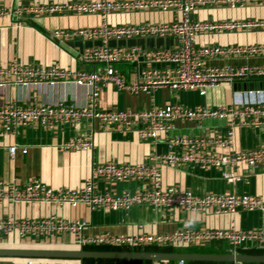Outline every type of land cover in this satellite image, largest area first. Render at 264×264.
<instances>
[{"label": "crops", "instance_id": "0c3cea01", "mask_svg": "<svg viewBox=\"0 0 264 264\" xmlns=\"http://www.w3.org/2000/svg\"><path fill=\"white\" fill-rule=\"evenodd\" d=\"M72 1L95 0H0V7L10 10L0 15V62L13 59L36 65L59 64L71 70L94 69L101 71L104 64H88L79 61V56L88 47L100 43L99 39L88 40L79 36H54L55 30H75L82 27L98 26L103 19L97 14H32L11 12L18 7L32 4L68 3ZM176 10H133L114 12L104 20L109 25L165 23L179 19ZM193 21L222 22L264 19V2H249L243 7L231 8L226 4H206L198 6L191 14ZM264 44V28H242L222 30L215 33H202L197 45H246ZM111 46L123 48L138 46L142 49L172 48L177 44L174 36L110 39ZM242 58H217L207 61L208 65H242ZM250 64H264L263 57L248 60ZM156 63L152 66L160 67ZM124 75L127 83L143 81V73L150 65L140 56L137 60L113 63ZM264 86V84H262ZM249 87L248 84H221L206 88L203 96L195 90L173 89L159 85L145 91L119 90L113 84L104 86L99 93L98 109L144 110L161 107L167 103L185 106L198 104L219 105L228 103L235 89ZM90 86L74 81L36 86L10 85L0 89V99L16 98L28 101L36 98L41 103L68 101L77 106L86 102ZM227 125L223 119L204 118L201 121H173V128L160 133V141L152 138L141 139L136 127L127 129L105 128L98 122L81 119L79 122L59 125L46 130L38 125L19 127L10 135L0 136V179L23 184L31 178H38L53 188H77L87 178L93 166L100 162L154 163V157L168 152L180 154L182 145H168L172 137H223ZM88 136L92 146L83 150L68 149L64 146L70 138ZM16 146L14 154L9 152ZM264 147V125L239 126L235 130L234 143L230 148L208 147L199 149L217 154L231 150H250ZM22 148L26 152H22ZM162 185H171L179 190H191L194 194L235 193L256 195L264 199V169L249 171L244 165H224L220 168H202L193 162L183 165L158 164ZM223 171H233L239 179L228 182L222 177ZM142 182L127 180L98 183L99 191L112 193L132 192L141 187ZM149 185V184H148ZM56 214L68 220L81 219L87 222L85 236L102 234L135 235L141 233H170L183 227L195 230L226 229L235 226L239 229L261 227V214L258 211L238 210L235 213L214 214L212 212L188 211L182 208H154L132 206L129 210H98L87 205H56L49 203L0 202V220L10 217L39 218ZM77 236L66 232L52 239H19L16 234L0 230V249H55V250H153L171 252H233L225 240L200 241L193 245L173 246H78ZM236 253L264 254V245L246 243L235 249ZM255 251V252H254ZM165 261L129 262L114 259H78L53 257L0 256V264H165ZM174 264V262H169ZM185 264H235L233 262L187 261ZM259 264V263H240Z\"/></svg>", "mask_w": 264, "mask_h": 264}, {"label": "built area", "instance_id": "2783aa9c", "mask_svg": "<svg viewBox=\"0 0 264 264\" xmlns=\"http://www.w3.org/2000/svg\"><path fill=\"white\" fill-rule=\"evenodd\" d=\"M264 0H95L72 1L68 3L32 4L18 7L11 12L32 14H97L103 22L98 26L82 27L75 30H55L54 36H79L88 40L99 39L100 43L86 48L79 56L82 63L104 64V69H81L73 71L59 64L36 65L13 59L0 62V89L10 85L36 86L74 81L90 86L86 102L82 106L68 101L41 103L36 98L20 101L16 98L0 99V136L13 134L19 127L38 125L52 130L59 125L71 124L86 119L98 122L105 128L127 129L136 127L141 139L152 138L160 141V133L173 128V121H201L204 118L223 119L227 132L223 137H172L168 145H182V152H168L154 157V163L100 162L92 167L87 178L77 188H53L38 178H31L23 184L0 179V202L49 203L56 205H87L91 209L103 211L129 210L132 206L154 208H182L188 211L212 212L214 214L235 213L238 210L258 211L261 214V227L239 229L230 226L226 229L199 231L183 227L170 233H141L135 235L102 234L85 236L87 222L81 219L68 220L51 214L39 218L10 217L0 220V230L16 234L19 239H52L62 233L77 236L78 246H173L193 245L200 241L225 240L233 252L238 246L253 243L264 245V199L250 194L213 193L198 195L191 190H179L171 185H162L158 164L183 165L193 162L202 168L224 165H244L249 171L264 169V147L250 150H231L225 154L199 149L210 147L230 148L234 143L235 130L239 126L264 125V64H250L254 57L264 58V44L246 45H197L202 33H215L222 30L242 28H264V19L244 21L201 22L193 21L190 14L200 5L226 4L231 8L243 7L249 2ZM133 10H176L179 19L165 23H138L109 25L104 20L114 12ZM10 10L0 7V15ZM174 36L177 44L172 48L142 49L138 46H111L110 39L136 36ZM140 56L150 65L144 71L143 81L127 83L124 75L113 63L137 60ZM242 58V65H208L207 61L217 58ZM160 63V67L152 64ZM252 83L253 87H242L231 93L228 103L219 105L198 104L185 106L167 103L161 107L144 110L98 109L100 90L113 84L119 90L148 92L159 85L173 89L195 90L203 96L206 88L221 84ZM64 146L68 149L83 150L92 146L88 136L70 138ZM16 146L9 152L14 154ZM22 152H26L22 148ZM222 177L233 182L239 175L233 171H223ZM134 180L142 182L141 187L132 192L112 193L99 191L98 183ZM149 184V185H148ZM165 264H169L165 261ZM174 264H185L182 260ZM240 264V263H235Z\"/></svg>", "mask_w": 264, "mask_h": 264}, {"label": "water", "instance_id": "95a60500", "mask_svg": "<svg viewBox=\"0 0 264 264\" xmlns=\"http://www.w3.org/2000/svg\"><path fill=\"white\" fill-rule=\"evenodd\" d=\"M249 87H253L249 83ZM0 256L18 257H53L78 259H114V260H145V261H204L233 263H264V254H244L235 252H171L153 250H73L55 249H0Z\"/></svg>", "mask_w": 264, "mask_h": 264}, {"label": "trees", "instance_id": "16d2710c", "mask_svg": "<svg viewBox=\"0 0 264 264\" xmlns=\"http://www.w3.org/2000/svg\"><path fill=\"white\" fill-rule=\"evenodd\" d=\"M125 261H127V260H125ZM128 261L129 262H150V261H145V260H128ZM169 262H174V261H169ZM260 264H264V263H260Z\"/></svg>", "mask_w": 264, "mask_h": 264}]
</instances>
